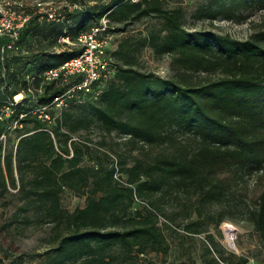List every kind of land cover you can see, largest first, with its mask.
Wrapping results in <instances>:
<instances>
[{
    "label": "trees",
    "instance_id": "obj_1",
    "mask_svg": "<svg viewBox=\"0 0 264 264\" xmlns=\"http://www.w3.org/2000/svg\"><path fill=\"white\" fill-rule=\"evenodd\" d=\"M254 5L264 7V0H206L195 13L211 23L217 17L241 20L243 9ZM33 11L22 29L28 21L44 20L32 34L38 45L49 46L64 32L73 36L84 30L94 17L89 28L105 13L114 31L125 30L130 21L156 18L146 24L145 33L141 29L136 36H123L109 51L114 72L96 97H73L60 109L49 104L53 119L48 121L31 112L35 102L24 90L10 114L16 120L14 141L9 135L0 150V202L13 195L24 211L52 223L48 264H135L141 253L166 252L169 243L160 214L167 218L164 225L177 229L176 215L167 210L173 204L181 207L183 217L197 218L183 223L186 231L202 230L204 218L217 226L231 205L217 212L210 205L236 196L233 182L245 174L264 172V27L243 39L211 29L189 30L180 8L168 7L166 0L82 4L61 10L59 20L39 19ZM59 45L58 52L45 48L33 54L36 72L82 49L61 41ZM145 45L157 56L171 54L170 75L141 67L139 51ZM200 70L207 73L201 80L194 75ZM67 84L44 82L42 91H35L38 103H49ZM91 127L125 135L117 144L128 145V156L118 159L102 145L104 139L94 142L78 134ZM183 129L191 134L180 137ZM144 143L163 148L151 156L132 153ZM65 189L83 196L84 204L65 208L60 201ZM138 200L143 202L135 206ZM242 208L264 239V180L254 204ZM206 250L209 255L199 264H248L247 257L233 251L218 249L215 256L211 247ZM22 254L3 253L0 264H23Z\"/></svg>",
    "mask_w": 264,
    "mask_h": 264
},
{
    "label": "rangeland",
    "instance_id": "obj_2",
    "mask_svg": "<svg viewBox=\"0 0 264 264\" xmlns=\"http://www.w3.org/2000/svg\"><path fill=\"white\" fill-rule=\"evenodd\" d=\"M22 1L24 3V11L32 13L33 3L37 0H10ZM45 6H51L57 10H61L63 5L68 2L80 1L88 7L92 4H102L110 0H42ZM206 0H166L168 7H178L182 13V23L186 29H211L219 33H228L232 37L246 38L254 29L264 27V7L250 6L243 9L245 18L241 20H227L221 17L215 18L212 23L208 18L198 17L195 13L196 8ZM95 18H89L85 25L87 26L94 22ZM156 18L148 16L140 20H134L125 24V30H116L113 38L109 43L108 51L113 49L117 42L129 33H138V30H143L150 21ZM45 22L28 21L27 25L21 30L18 41L5 48L4 52H0V105L7 100H11L13 95L22 92L24 89L23 82L31 81L34 83L41 82V75L35 71L32 56L34 53H39L47 48L50 51L58 52L61 50L59 41L55 45L49 46L45 42L38 45V39L32 34L34 27ZM121 26L117 23L116 26ZM74 30V29H72ZM137 34L133 35L136 36ZM7 35L0 36V45L3 42H8ZM140 65L142 68L151 70L159 75L167 76L172 73L170 68L171 54L164 53L157 56L153 53L149 45L140 48L139 51ZM52 63L55 60H51ZM197 79H203L207 73L200 70L194 72ZM24 94H22L23 96ZM88 96V95H87ZM21 97V96H20ZM58 110L55 109L54 112ZM10 114L4 115L0 119V135L5 134V137L0 139L1 147L7 144V139L11 135L14 141V135L11 133L13 121L10 120ZM80 136L89 137L96 142L99 139H104L102 144L107 149L113 151V156L117 155L118 159L126 158L130 152L128 145L121 142L125 136L122 133L113 130L110 133L104 132L99 128L91 127L88 130L78 131ZM190 129L179 130V136L184 137L190 135ZM77 135V133H76ZM163 148L162 144H145L139 147V150L134 149L132 153H138L140 156H151ZM118 152L122 155L119 156ZM264 180V172L260 170H252L251 173L245 174L243 179H237L233 182L232 188L235 190L236 196H232L225 201H220L210 205V209L214 212L219 211L223 205L229 203L231 207L224 211V219L215 226L214 221L210 218H204V227L199 232H188L183 228V223L195 217L192 214L188 217H183L181 207L173 204L167 208L176 215L177 229H172L164 225L163 221L167 220L164 214H160L161 226L165 234L166 240L169 243V248L166 252L148 251L139 254L134 259L135 264H143L146 260H155L161 262H177L179 260H189L192 264L203 262L207 256L206 247H211V254L218 255V249H222L224 253L233 251L238 255L247 257L248 264H264V239L257 233L252 222L244 217L241 209L242 206L253 205L256 195L261 190ZM61 204L71 210L77 205L84 204V197L78 196L65 189L60 195ZM143 201L138 200L135 206H139ZM21 201L13 195H7L0 202V255L7 253L10 256L22 254L23 264H48V250L51 246L52 236L54 231L51 222L42 221L37 214L32 211H24L20 208ZM26 214L31 215V220H26ZM217 215V214H216ZM215 218V216H214ZM202 219V218H201ZM175 223V222H174ZM211 234V236H209ZM8 260V258H6ZM125 264V263H119Z\"/></svg>",
    "mask_w": 264,
    "mask_h": 264
},
{
    "label": "built area",
    "instance_id": "obj_3",
    "mask_svg": "<svg viewBox=\"0 0 264 264\" xmlns=\"http://www.w3.org/2000/svg\"><path fill=\"white\" fill-rule=\"evenodd\" d=\"M81 6L82 4L79 1H73L65 3L61 10H74L81 8ZM33 7V12L39 14V19L59 20L63 18L61 10L45 6L42 0L35 1ZM30 14L24 11V3L22 1L0 0V36L7 35L9 38L8 42H3L0 45V52L3 53L5 48L12 44L17 46L16 42L19 39L20 31ZM114 32L105 13L97 23L77 32L73 36L67 32L61 34L59 37L61 42H65L70 46H79L82 48L81 51L44 69L40 73V83H34V77L31 81H27L22 92L14 94L11 100H7L0 105V119L4 115L11 114L16 103L21 100L24 90L29 96L28 100L35 102L31 112L48 121L53 119V115L48 110L49 104L60 109L67 104L70 98H81L87 95L96 97L102 89V83L105 78L114 72L113 59L108 51ZM51 80L61 84L65 82L68 84L49 103H38L35 91L41 92L43 83ZM13 123L15 124L16 120H13ZM4 137L5 134L1 133L0 139ZM1 151H3V147H1ZM114 176L123 181L118 171H115Z\"/></svg>",
    "mask_w": 264,
    "mask_h": 264
}]
</instances>
